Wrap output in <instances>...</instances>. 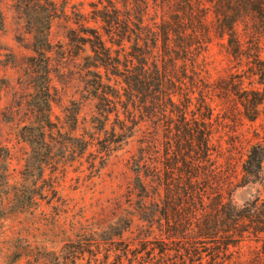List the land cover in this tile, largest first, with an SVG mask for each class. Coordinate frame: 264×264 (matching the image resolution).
Masks as SVG:
<instances>
[{"label": "trees", "instance_id": "1", "mask_svg": "<svg viewBox=\"0 0 264 264\" xmlns=\"http://www.w3.org/2000/svg\"><path fill=\"white\" fill-rule=\"evenodd\" d=\"M44 1L51 14L30 30L38 112L50 103L48 23L57 14ZM92 6L90 17L80 14L78 34L69 31L88 49L83 90L94 114L84 149L98 145L109 155L135 145L125 162L128 209L103 229L108 246L101 258L91 254L93 264H264V130L254 128L253 139L233 134L229 147L217 135L228 122L264 118V0ZM213 44L226 57L215 76ZM249 183L258 185L256 195L236 205L232 192ZM77 258L68 252L70 262Z\"/></svg>", "mask_w": 264, "mask_h": 264}, {"label": "rangeland", "instance_id": "2", "mask_svg": "<svg viewBox=\"0 0 264 264\" xmlns=\"http://www.w3.org/2000/svg\"><path fill=\"white\" fill-rule=\"evenodd\" d=\"M51 1L57 14L48 23L50 103L38 112L30 30L51 14V6L44 0L39 9L28 0H0V264H93L91 254L100 252L101 258L108 246L103 229L128 209L124 172L134 143L109 155L98 145L84 149L83 133L94 114V102L85 100L83 90L88 49L71 41L69 31L78 34L80 14L90 17L97 0ZM61 5L64 12L58 11ZM209 55L215 76L226 57L217 44ZM261 123L264 127V118L236 127L228 122L217 135L229 147L233 134L253 139L257 128L263 135ZM257 188L254 183L239 186L231 199L243 205ZM71 250L78 255L73 263L67 259Z\"/></svg>", "mask_w": 264, "mask_h": 264}]
</instances>
